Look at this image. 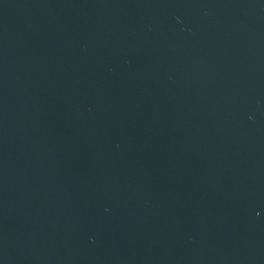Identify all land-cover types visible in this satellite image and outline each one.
Wrapping results in <instances>:
<instances>
[{
	"label": "water",
	"instance_id": "95a60500",
	"mask_svg": "<svg viewBox=\"0 0 264 264\" xmlns=\"http://www.w3.org/2000/svg\"><path fill=\"white\" fill-rule=\"evenodd\" d=\"M0 264H264V0H0Z\"/></svg>",
	"mask_w": 264,
	"mask_h": 264
}]
</instances>
